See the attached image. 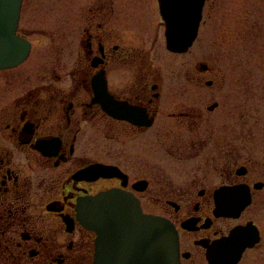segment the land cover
<instances>
[{"label":"flooded vegetation","instance_id":"obj_1","mask_svg":"<svg viewBox=\"0 0 264 264\" xmlns=\"http://www.w3.org/2000/svg\"><path fill=\"white\" fill-rule=\"evenodd\" d=\"M207 2L194 60L168 49L160 0H22L30 54L0 69V264H95L78 209L114 190L176 228L182 264H264V10L242 37L209 31Z\"/></svg>","mask_w":264,"mask_h":264},{"label":"water","instance_id":"obj_2","mask_svg":"<svg viewBox=\"0 0 264 264\" xmlns=\"http://www.w3.org/2000/svg\"><path fill=\"white\" fill-rule=\"evenodd\" d=\"M160 1L168 48L187 51L198 36L205 0ZM21 5L22 0H0L1 69L18 66L30 52V43L16 34ZM180 8L188 15L180 14ZM78 217L97 235L95 264H182L176 228L145 214L132 194L114 190L90 197L79 207ZM209 258L216 264L214 256Z\"/></svg>","mask_w":264,"mask_h":264},{"label":"rangeland","instance_id":"obj_3","mask_svg":"<svg viewBox=\"0 0 264 264\" xmlns=\"http://www.w3.org/2000/svg\"><path fill=\"white\" fill-rule=\"evenodd\" d=\"M254 10L263 11L264 0H208L206 6L208 29L209 31H214L217 26L222 25L229 29L228 32L232 33L231 35L237 36L239 33L242 37H248L250 12ZM205 36L204 33L201 34L198 42L193 46L192 57L194 60L204 57L207 51ZM243 41L248 43L247 40ZM258 44H264V33L261 35ZM248 56L249 54L245 57ZM255 58L258 60L264 59V45L257 46L255 49Z\"/></svg>","mask_w":264,"mask_h":264}]
</instances>
